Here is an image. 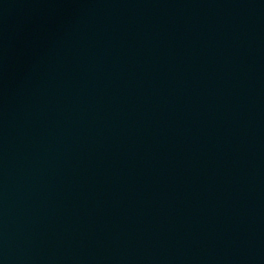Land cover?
Masks as SVG:
<instances>
[{
    "label": "water",
    "instance_id": "obj_1",
    "mask_svg": "<svg viewBox=\"0 0 264 264\" xmlns=\"http://www.w3.org/2000/svg\"><path fill=\"white\" fill-rule=\"evenodd\" d=\"M0 264H264V0H0Z\"/></svg>",
    "mask_w": 264,
    "mask_h": 264
}]
</instances>
